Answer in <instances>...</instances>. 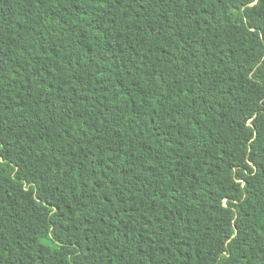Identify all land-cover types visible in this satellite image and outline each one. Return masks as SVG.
Instances as JSON below:
<instances>
[{"label": "trees", "instance_id": "16d2710c", "mask_svg": "<svg viewBox=\"0 0 264 264\" xmlns=\"http://www.w3.org/2000/svg\"><path fill=\"white\" fill-rule=\"evenodd\" d=\"M0 264H264V0H0Z\"/></svg>", "mask_w": 264, "mask_h": 264}]
</instances>
